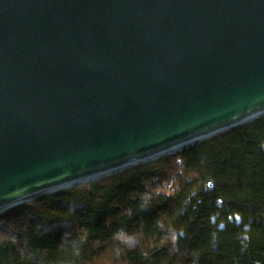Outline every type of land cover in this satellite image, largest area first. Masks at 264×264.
Wrapping results in <instances>:
<instances>
[{
    "label": "water",
    "instance_id": "obj_1",
    "mask_svg": "<svg viewBox=\"0 0 264 264\" xmlns=\"http://www.w3.org/2000/svg\"><path fill=\"white\" fill-rule=\"evenodd\" d=\"M264 116V0H0V215Z\"/></svg>",
    "mask_w": 264,
    "mask_h": 264
},
{
    "label": "trees",
    "instance_id": "obj_2",
    "mask_svg": "<svg viewBox=\"0 0 264 264\" xmlns=\"http://www.w3.org/2000/svg\"><path fill=\"white\" fill-rule=\"evenodd\" d=\"M0 264H264V116L6 211Z\"/></svg>",
    "mask_w": 264,
    "mask_h": 264
}]
</instances>
